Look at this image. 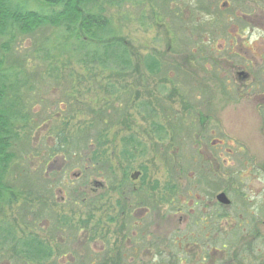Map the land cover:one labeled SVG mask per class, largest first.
I'll use <instances>...</instances> for the list:
<instances>
[{"label": "rangeland", "instance_id": "rangeland-1", "mask_svg": "<svg viewBox=\"0 0 264 264\" xmlns=\"http://www.w3.org/2000/svg\"><path fill=\"white\" fill-rule=\"evenodd\" d=\"M94 4L111 33L103 41L125 50L79 47L55 26L0 36L15 89L8 99L27 118L7 152L14 192L0 199V264H264V202L251 201L254 218L241 212L235 196L248 192L249 171L231 147H260L251 139L256 109L239 100L217 53L228 33L240 36L235 50L260 51L251 69L261 80L264 0ZM218 193L235 204L218 207ZM32 240L43 255L31 253Z\"/></svg>", "mask_w": 264, "mask_h": 264}, {"label": "trees", "instance_id": "trees-1", "mask_svg": "<svg viewBox=\"0 0 264 264\" xmlns=\"http://www.w3.org/2000/svg\"><path fill=\"white\" fill-rule=\"evenodd\" d=\"M39 1L49 6H56L58 10L45 15L42 11H26V7L13 4L12 0H0V36L8 34L13 37L12 30L20 35H31L38 28L55 26L63 29L65 34L73 37L76 42L81 41V44H85V40H88L100 44L106 51L113 47L120 48V46L122 50H125L120 41L115 39L103 41V38L111 33L107 30L108 22L101 15L92 13L91 8L92 4L95 6V0ZM98 12L102 13L101 7ZM81 44L78 43L79 47ZM148 66L151 68L148 69L149 72L152 73L154 65L149 63ZM7 71L0 60V199L5 194H13L14 192L4 181L11 157H13V155L9 156L7 152L14 147V143L18 139L15 123L23 122L24 124L27 121L26 117H19L16 106L11 105L13 103L8 99L11 93L15 94V89L13 84L7 85L9 80V71ZM33 242L37 248L31 249V253L43 255L44 245L41 242ZM14 252L17 253L15 250ZM45 256L49 257L46 253Z\"/></svg>", "mask_w": 264, "mask_h": 264}, {"label": "flooded vegetation", "instance_id": "flooded-vegetation-1", "mask_svg": "<svg viewBox=\"0 0 264 264\" xmlns=\"http://www.w3.org/2000/svg\"><path fill=\"white\" fill-rule=\"evenodd\" d=\"M248 20L251 21L249 18ZM248 20H246V23L245 20H240L239 18L238 22H241V25H249L251 23ZM228 35L229 42L227 44L222 42L223 44L220 49L217 50V53L222 54V61L231 64L232 79L234 80L236 87L241 88V91L237 94L241 97L238 99L240 101H245L248 104L251 103L256 109V114H253V118H250L255 126V131L251 136V139L258 143L260 147H248L244 142L236 143V141H234L235 145L231 146L235 150L237 162L249 171V174H247L246 177L248 181V192L246 193L240 187L236 193L237 196H235L237 198L236 202L238 201L243 206V209H241L243 215L248 216V218H254L257 210L256 207L252 205L251 201L264 202V74H260L261 80H256L251 69L254 67L253 65L257 62V60L260 59V56H256V54L260 51L255 52L254 49L242 51L238 47L235 50L237 42H234L236 41L234 37L240 36L232 35V33H228ZM262 40V42H264V39ZM232 55L236 56L235 60H226L225 56L229 58ZM238 59L240 60L238 61ZM225 145V141L218 139L213 147L216 150L218 149L217 153H220V150H222ZM204 161L207 163V160ZM221 161V155L214 158V163L217 169L219 168ZM211 167H213L212 162L209 164L210 169H212ZM239 185L242 186L243 184ZM219 194L221 193H218L215 196L216 205L218 207L221 206L216 199ZM229 201L230 204L227 207L235 204L234 201L231 202L230 199ZM198 259L204 261L205 256L200 255ZM180 261L182 262L181 259Z\"/></svg>", "mask_w": 264, "mask_h": 264}, {"label": "water", "instance_id": "water-1", "mask_svg": "<svg viewBox=\"0 0 264 264\" xmlns=\"http://www.w3.org/2000/svg\"><path fill=\"white\" fill-rule=\"evenodd\" d=\"M138 176H139V173H135L131 176V179L135 180L138 178ZM216 199H217V202L220 203L221 205L228 206L230 203V201L227 199V197L223 193L219 194Z\"/></svg>", "mask_w": 264, "mask_h": 264}]
</instances>
